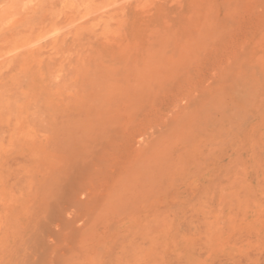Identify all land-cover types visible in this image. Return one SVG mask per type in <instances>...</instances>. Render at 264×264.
Segmentation results:
<instances>
[{
    "label": "rangeland",
    "instance_id": "obj_1",
    "mask_svg": "<svg viewBox=\"0 0 264 264\" xmlns=\"http://www.w3.org/2000/svg\"><path fill=\"white\" fill-rule=\"evenodd\" d=\"M0 264H264V0H0Z\"/></svg>",
    "mask_w": 264,
    "mask_h": 264
}]
</instances>
